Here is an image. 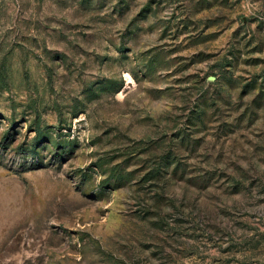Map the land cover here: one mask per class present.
<instances>
[{"label":"rangeland","instance_id":"rangeland-1","mask_svg":"<svg viewBox=\"0 0 264 264\" xmlns=\"http://www.w3.org/2000/svg\"><path fill=\"white\" fill-rule=\"evenodd\" d=\"M0 264H264V0H0Z\"/></svg>","mask_w":264,"mask_h":264}]
</instances>
